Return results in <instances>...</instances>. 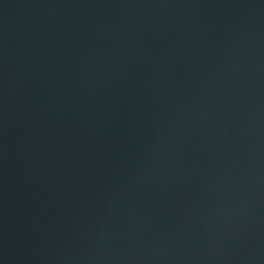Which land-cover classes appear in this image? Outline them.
Returning <instances> with one entry per match:
<instances>
[{"label":"water","instance_id":"water-1","mask_svg":"<svg viewBox=\"0 0 264 264\" xmlns=\"http://www.w3.org/2000/svg\"><path fill=\"white\" fill-rule=\"evenodd\" d=\"M0 264H264V0H0Z\"/></svg>","mask_w":264,"mask_h":264}]
</instances>
